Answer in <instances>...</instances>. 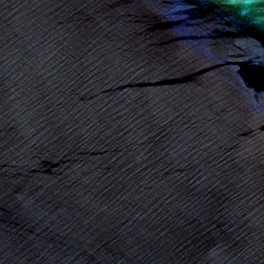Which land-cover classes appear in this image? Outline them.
I'll list each match as a JSON object with an SVG mask.
<instances>
[{"label": "water", "instance_id": "95a60500", "mask_svg": "<svg viewBox=\"0 0 264 264\" xmlns=\"http://www.w3.org/2000/svg\"><path fill=\"white\" fill-rule=\"evenodd\" d=\"M0 264H264V0H0Z\"/></svg>", "mask_w": 264, "mask_h": 264}]
</instances>
